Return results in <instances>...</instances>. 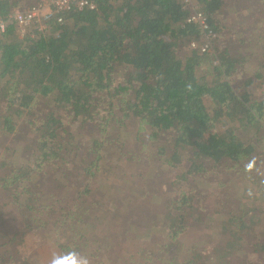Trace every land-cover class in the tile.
<instances>
[{"label":"trees","instance_id":"obj_1","mask_svg":"<svg viewBox=\"0 0 264 264\" xmlns=\"http://www.w3.org/2000/svg\"><path fill=\"white\" fill-rule=\"evenodd\" d=\"M196 1L206 13L215 37L228 29L222 26L220 15L234 12L240 16L242 12L238 0ZM26 2L0 0V17ZM186 17L180 0H97L94 11L69 13L66 23L48 34L18 40L10 27L0 37V105L9 103L8 114L0 110V137L28 136L29 140L23 142L29 154L20 150V155L12 158L15 152L7 154L5 149L0 156V200L16 211L15 218L23 228L66 224L72 213L67 192L54 200L48 190L51 182L73 176L75 186L89 194L88 186L101 174L98 163L106 152H113L118 165L121 167L122 162L125 169L117 173L111 166L115 176L111 177L126 184L118 193L110 184L112 178L101 175L98 182L109 193L112 205H117L118 196L122 199L124 188L131 187L129 166H140L135 182L150 180L147 185L151 188L165 185L164 199L163 195L139 199L143 204L152 201L150 211L163 204L161 213H155V222L147 221L153 216L150 211L136 210L135 204L141 202L124 204L120 200L128 218L136 223L147 221V238L163 236L168 251L173 245L170 241L184 236L189 225L204 229L223 223L230 227L238 222L235 231L222 227L223 235L231 242L216 246L211 264H229L230 258L246 256L249 251L264 257L261 186L251 192L256 195L262 190V204L244 189L238 198L243 195L242 199L248 196V202L252 199L247 212L220 214V204L214 202L217 211L213 217L206 216L202 209L210 201L195 190L203 189L208 175L223 170L244 174L250 161L260 157L258 148L264 146V99L252 100L247 89L253 84L250 78L241 85L246 90L237 92L240 86L234 84L241 77L242 59L224 48L218 38L212 53L200 54L189 48L199 31L186 23ZM211 75L213 80L208 82ZM253 77L263 79L264 66ZM69 120L76 122L79 132L70 130ZM90 128L98 133L89 132ZM132 129L137 134H130ZM123 134L142 138L137 151L131 150L130 140L122 137L114 146L117 136ZM135 153L143 157L134 158ZM257 178L250 176L253 182ZM192 179L196 181L194 188ZM176 183L177 190L185 189L186 193H168L167 188ZM248 205L241 203L240 208ZM81 213L72 214L80 228L88 225ZM221 220L222 225L218 223ZM68 238L72 240V235L61 232L58 244L55 240L52 245L58 246L63 256L66 252L59 246L65 245ZM113 239L120 244V251L133 240L127 231L115 234L108 242ZM235 240L239 245L233 243ZM243 242L249 243L251 250L243 248ZM5 253L0 245V264H7ZM189 255L187 261H182L176 254L169 264H208L199 253L190 251Z\"/></svg>","mask_w":264,"mask_h":264},{"label":"rangeland","instance_id":"obj_2","mask_svg":"<svg viewBox=\"0 0 264 264\" xmlns=\"http://www.w3.org/2000/svg\"><path fill=\"white\" fill-rule=\"evenodd\" d=\"M238 1H241L240 3L245 2V0ZM238 1H233V3L236 4ZM247 1L249 4L252 2L253 6L251 5L250 9H242L244 12L240 13L242 15L241 19L239 16L233 14L234 12L219 16L222 26H227L231 22H237V24H239L238 30H241V33L246 35H236L232 29H227L225 31L223 29L217 38L219 43L224 48H227L233 55L242 59L243 70L241 77L236 79L234 84V87H241L238 88L237 92L239 94L243 93L246 88L241 86L242 83L246 82L249 78L253 79L252 86L247 89L250 92L252 100L254 99L255 102H260L264 99V78L256 80L253 75L255 72L260 70V68L263 69L264 66V6L261 10H258L260 7H258L255 0ZM255 14L256 16L263 18L258 19L262 23H258V21L255 20L253 17ZM238 22L245 23L244 25H246V27ZM249 25L252 26L249 27ZM236 39L238 40L236 41ZM208 79V82L213 80V75L209 76ZM204 81L206 82V79H204ZM8 108L9 103L6 101L0 105V110L3 114L5 111L6 114L9 113ZM68 124L69 128H71L70 130L78 131V128H76L77 124L74 120H69ZM222 126L225 128L223 123ZM262 126H264V123ZM224 128L220 129V131H223ZM88 131L91 133H98L96 130L91 128ZM132 133L137 134V132L133 129L130 131V134ZM136 134L130 137L128 134L118 135L115 139L114 146H118L122 137V140H130L131 150L137 151L140 142L142 143V138L137 139ZM262 136H264V133ZM26 141H29L28 136L24 137V139H11V137L8 138L6 136L0 137V156L3 154L5 149L7 154L10 151L15 152L11 154L12 158L14 157V154L19 156L21 151L23 153H28L27 151H29V149L24 146L23 143ZM23 148H26L27 150H24ZM111 149L113 150L114 148L112 147ZM258 151L260 152V157L256 156L250 161V166L247 167L244 174L234 172L230 169L223 170V172L217 175H208L209 177L207 176L208 178L203 182V189L196 187L195 190H199L197 192L201 193L202 196L205 197V200L210 201L202 207L206 216L209 215L213 217L215 215L217 210L215 209L214 202H216V204H220V214H229L230 212L237 210H239L240 213L248 211L250 208V205L248 204H250L249 202L252 199H249L248 202V196L242 199L243 195L239 198L238 195L244 192V189L248 190L249 194H252L251 190H255L256 187L260 188L261 186L262 190H264V146L260 147V149L258 148ZM262 151L263 154L261 153ZM131 154L133 155V152H131ZM104 155V160L98 163V172L101 174L99 175L97 181L91 182L88 186L89 194L84 193L82 188H77L75 186L73 176H67L66 181H56L55 183L51 182L52 184H50L51 186L48 190L51 194H53V199L59 200L62 196H64L65 192H67V203L69 202L68 206L72 208V213L66 220V224L62 227H60L61 225H52L50 227L48 226L39 229L40 225H37L33 227V230L25 229L23 228L22 222L20 223V221L15 218L16 211L8 205H3V199L0 200V245L2 246V251L6 250L5 256H7V258H3L5 263L7 262L8 264L14 261V263L17 262L16 264H99V262L101 264H122V261H124L125 264H169L176 254H179V260L187 261L190 256V251H194V253L201 254L207 263L211 264V260L213 258L212 253L214 249H216V246H219V244L223 246L226 245L227 242H231L227 236L223 235L221 230L229 228L231 231H235L237 230L238 222L231 224L229 227L224 223L222 225V220L220 222L218 221V223L222 226L213 225L212 227H204V229H202L203 227L201 228L200 225V227L197 228L189 225L184 236L180 235L176 240L174 239L173 241H170L173 245L168 248V251L165 248L166 242H164L165 238H163V236H153L152 239H149V237L147 238V230H145L148 227L147 221L149 223L156 219L155 213H161V207H163V204L157 209L158 211H150V207H148V205L153 206L151 205L152 201L146 200V203L143 204V202L139 199L143 198L144 200L146 196L150 197L155 195L158 197L163 195L162 197L164 199V196L166 195V190H164L165 185L155 184V188H151L147 185V182H151L150 180L146 179L145 181L135 182V176L140 175V166L137 168H135L136 165L133 167L129 166L128 169L130 171L128 176L130 177L128 182H130L131 187L127 186V188H124L125 191H123L124 194L122 199L118 196L119 200L117 201V205H112L110 199L107 198L109 193L105 192L98 182L101 180V175H106L110 179L112 178L111 176L115 177L112 174L111 166L115 167L117 173L122 172L125 167L123 168L122 162H119L121 167L118 165V161L114 159L115 156H113V152H106ZM137 157H143V155L141 153H135L134 158ZM165 172H163V176L166 175ZM254 175L258 176V180L256 179L253 182L250 179V176L253 177ZM172 178H174V175ZM112 179L113 182L110 184L112 186L114 185V189L120 193L119 190L122 191V187L126 184V182L124 184V182L118 181L117 179ZM195 183V179H192L190 182L191 188L196 185ZM255 183H257L256 186H254ZM177 184L178 183H176L175 186L168 187L167 192L180 193V191H182L186 193L187 190L185 189H180V191L177 190ZM147 186L149 189L153 190H149ZM132 187L134 188L132 189ZM201 190L203 191L201 192ZM262 190H260V192H256V195L252 194L253 196L251 197H255L254 199L260 202V204L263 202ZM160 192L162 194H160ZM133 193L137 198L135 195H132ZM1 194L2 193H0V195ZM162 197L160 198L162 199ZM112 199L115 198L112 197ZM120 200H123L125 202H123L124 204L139 201L138 203L141 202L140 204H135L136 210H142L144 208L148 210V212L150 211L153 216L145 223H136L134 219L128 218V215H125L128 213H124L123 204H121ZM241 203H247L248 206L240 208ZM121 209L122 211H120ZM74 212L76 214L83 212L81 215L84 214L83 216L85 217L86 224L88 225L84 224L81 228L78 225L76 226V221L72 218V214ZM243 220L246 221L245 218ZM263 220L264 219H262V221ZM262 221L260 222V227L264 224V221L263 224ZM93 224L96 226L91 229L90 226ZM261 230L264 231V225ZM122 231H127L133 240L130 242L126 241L127 244L123 245V248L120 251V244L115 243L116 240L113 239V241L110 242H108V240L113 238L115 234ZM61 232L69 237L72 235V240L68 238L69 241L67 239L65 245L59 246V248H64V251L66 252L65 256L62 255L58 246L54 248L52 246L55 240L58 244V237H60ZM240 240L241 239L238 241L241 242ZM12 241L15 243L13 246L10 245ZM238 241L235 240L233 243L239 245ZM107 242L110 245L109 247H107ZM176 242H180V244H174ZM66 244L70 245L67 246ZM241 245L243 248L251 250L249 243L245 244L243 242ZM9 249L12 251L8 252ZM57 252L60 253L57 254ZM250 252L251 251H249L246 256L230 258L228 260L229 264H264V257H262L261 254L254 255ZM119 253L122 254L125 260L122 259ZM19 255H21L22 258H20ZM17 257L18 260H16ZM102 257L103 259L101 260Z\"/></svg>","mask_w":264,"mask_h":264},{"label":"built area","instance_id":"obj_3","mask_svg":"<svg viewBox=\"0 0 264 264\" xmlns=\"http://www.w3.org/2000/svg\"><path fill=\"white\" fill-rule=\"evenodd\" d=\"M187 12L186 23L194 25L199 35L190 41L189 48L200 54L212 53L215 34L209 19L196 0H180ZM97 0H27L6 16L0 17V37L12 27L18 40H25L34 34L43 35L66 23V15L72 12L94 11Z\"/></svg>","mask_w":264,"mask_h":264},{"label":"crops","instance_id":"obj_4","mask_svg":"<svg viewBox=\"0 0 264 264\" xmlns=\"http://www.w3.org/2000/svg\"><path fill=\"white\" fill-rule=\"evenodd\" d=\"M255 2H256V4H258V7H260V9H258V10H261V8L264 6V0H255ZM252 5V2H250V4L248 3V1L246 0L244 3H240V8H241V11H242V9L243 10H246V9H250V6ZM253 6V5H252ZM240 10V9H239ZM244 11H242V12H239V14L238 15H240L239 16V18L241 19L242 18V15L240 14V13H243ZM260 12V11H259ZM254 18H255V20L256 21H258V23H262L260 20H258V19H260V18H262V17H260V16H256V14H255V16H253ZM263 19V18H262ZM238 23H241V25H244L245 23H243V22H238ZM250 26H252V25H249V27ZM238 27H239V24H237V22H235V23H233V22H231L230 24H228L227 25V28L228 29H232L233 30V32L236 34V35H240L241 34V36H245L246 34H242L241 33V30H238ZM244 27H246V25H244ZM238 39H236V41H237Z\"/></svg>","mask_w":264,"mask_h":264}]
</instances>
